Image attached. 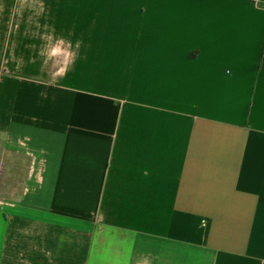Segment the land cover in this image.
Masks as SVG:
<instances>
[{"label": "crops", "instance_id": "obj_1", "mask_svg": "<svg viewBox=\"0 0 264 264\" xmlns=\"http://www.w3.org/2000/svg\"><path fill=\"white\" fill-rule=\"evenodd\" d=\"M145 258L264 264V0H0V264Z\"/></svg>", "mask_w": 264, "mask_h": 264}, {"label": "clouds", "instance_id": "obj_2", "mask_svg": "<svg viewBox=\"0 0 264 264\" xmlns=\"http://www.w3.org/2000/svg\"><path fill=\"white\" fill-rule=\"evenodd\" d=\"M142 264H150L149 260L147 258H145L142 262Z\"/></svg>", "mask_w": 264, "mask_h": 264}, {"label": "rangeland", "instance_id": "obj_3", "mask_svg": "<svg viewBox=\"0 0 264 264\" xmlns=\"http://www.w3.org/2000/svg\"><path fill=\"white\" fill-rule=\"evenodd\" d=\"M24 1H25V0H24ZM24 6H26V5H24V4L21 5V10H23V7H24Z\"/></svg>", "mask_w": 264, "mask_h": 264}]
</instances>
